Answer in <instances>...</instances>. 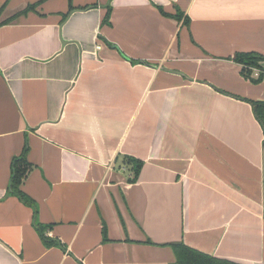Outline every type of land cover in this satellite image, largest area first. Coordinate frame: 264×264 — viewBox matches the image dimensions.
I'll use <instances>...</instances> for the list:
<instances>
[{
	"label": "crops",
	"instance_id": "0c3cea01",
	"mask_svg": "<svg viewBox=\"0 0 264 264\" xmlns=\"http://www.w3.org/2000/svg\"><path fill=\"white\" fill-rule=\"evenodd\" d=\"M237 53L264 0H0V264H264V58Z\"/></svg>",
	"mask_w": 264,
	"mask_h": 264
},
{
	"label": "trees",
	"instance_id": "16d2710c",
	"mask_svg": "<svg viewBox=\"0 0 264 264\" xmlns=\"http://www.w3.org/2000/svg\"><path fill=\"white\" fill-rule=\"evenodd\" d=\"M109 14L110 10L107 11L102 21L103 23H108ZM173 17L175 19H180L181 13H176ZM263 58L264 57H262L261 55H257L254 53H237L234 55L233 60L242 64L243 74L247 75L249 72V69L247 68H261L259 62L263 60ZM250 103L254 107L255 115L260 121L264 131V102L250 101ZM127 161L132 164L134 178H136L142 166V162L132 157H128ZM30 169L31 165L26 160L24 153H22L19 157L15 158L12 162L10 190L12 194L17 195L27 204L30 203V199L21 191L20 186L28 175ZM171 247L175 255V264H249L211 256L209 254L193 249L185 245L183 242L173 243L171 244Z\"/></svg>",
	"mask_w": 264,
	"mask_h": 264
}]
</instances>
